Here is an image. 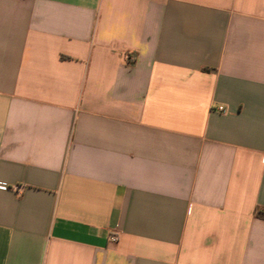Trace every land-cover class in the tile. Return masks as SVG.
Returning <instances> with one entry per match:
<instances>
[{"label":"crops","instance_id":"crops-1","mask_svg":"<svg viewBox=\"0 0 264 264\" xmlns=\"http://www.w3.org/2000/svg\"><path fill=\"white\" fill-rule=\"evenodd\" d=\"M0 264H264V0H0Z\"/></svg>","mask_w":264,"mask_h":264},{"label":"built area","instance_id":"built-area-1","mask_svg":"<svg viewBox=\"0 0 264 264\" xmlns=\"http://www.w3.org/2000/svg\"><path fill=\"white\" fill-rule=\"evenodd\" d=\"M125 59H126L127 62L133 60V58L131 56H129V55H127L125 57ZM217 110L220 111V112H223L224 111L222 107H218ZM21 188L22 187H20V186H14L13 187V190L16 191V192H18V191L21 190ZM116 239H117V235H115V234L109 235V241H115Z\"/></svg>","mask_w":264,"mask_h":264}]
</instances>
